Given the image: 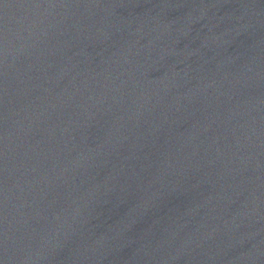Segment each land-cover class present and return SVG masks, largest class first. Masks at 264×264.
<instances>
[{
  "label": "water",
  "instance_id": "water-1",
  "mask_svg": "<svg viewBox=\"0 0 264 264\" xmlns=\"http://www.w3.org/2000/svg\"><path fill=\"white\" fill-rule=\"evenodd\" d=\"M102 264H264V0H174Z\"/></svg>",
  "mask_w": 264,
  "mask_h": 264
}]
</instances>
